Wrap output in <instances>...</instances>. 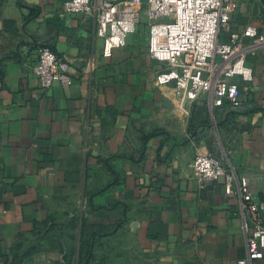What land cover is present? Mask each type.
I'll use <instances>...</instances> for the list:
<instances>
[{
    "label": "crops",
    "instance_id": "crops-1",
    "mask_svg": "<svg viewBox=\"0 0 264 264\" xmlns=\"http://www.w3.org/2000/svg\"><path fill=\"white\" fill-rule=\"evenodd\" d=\"M66 0H0V264H236L247 257L238 203L221 179L200 188L196 154L224 155L264 200V49L247 63L241 107H174L144 14L102 56L95 22ZM64 58L68 87L42 91L38 49ZM95 69L84 73L88 60ZM251 264H264V248Z\"/></svg>",
    "mask_w": 264,
    "mask_h": 264
},
{
    "label": "built area",
    "instance_id": "built-area-1",
    "mask_svg": "<svg viewBox=\"0 0 264 264\" xmlns=\"http://www.w3.org/2000/svg\"><path fill=\"white\" fill-rule=\"evenodd\" d=\"M233 0H66L61 16L82 14L95 22V35L102 40V56L123 47L135 31L141 14L151 22L148 54L165 64L156 76L159 85L172 84L175 110L188 117L193 104L203 94L210 96V110L228 104L240 109L239 84L253 81L247 56L264 48V36L247 25L235 31L229 7ZM94 61L88 60L84 73H92ZM40 90L72 84L68 62L49 46L38 49L31 67ZM225 156L196 154L191 168L200 188L221 179L224 194L238 203L247 257L236 264H251L264 248V200L253 196L247 176H238L224 164Z\"/></svg>",
    "mask_w": 264,
    "mask_h": 264
},
{
    "label": "rangeland",
    "instance_id": "rangeland-1",
    "mask_svg": "<svg viewBox=\"0 0 264 264\" xmlns=\"http://www.w3.org/2000/svg\"><path fill=\"white\" fill-rule=\"evenodd\" d=\"M229 13L231 24H233L232 28L235 31L251 25L264 36V0H233L229 7ZM255 56L256 54H249L247 59H252Z\"/></svg>",
    "mask_w": 264,
    "mask_h": 264
}]
</instances>
